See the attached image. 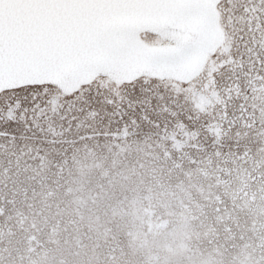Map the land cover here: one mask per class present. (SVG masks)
<instances>
[{"label":"flooded vegetation","instance_id":"1","mask_svg":"<svg viewBox=\"0 0 264 264\" xmlns=\"http://www.w3.org/2000/svg\"><path fill=\"white\" fill-rule=\"evenodd\" d=\"M214 8L222 42L194 77L168 79L175 107L167 114L54 136L8 127L15 138L0 136V235L11 228L12 203L25 200L8 171L50 150L59 196L103 202L94 213L102 227L92 230L112 236L87 249L86 264H264V57L250 61L247 33H231L224 4Z\"/></svg>","mask_w":264,"mask_h":264},{"label":"snow or ice","instance_id":"2","mask_svg":"<svg viewBox=\"0 0 264 264\" xmlns=\"http://www.w3.org/2000/svg\"><path fill=\"white\" fill-rule=\"evenodd\" d=\"M212 3L224 4L226 29L247 33L244 55L264 57V0H0V136L15 138L9 126L54 136L167 114L164 70L195 48Z\"/></svg>","mask_w":264,"mask_h":264},{"label":"water","instance_id":"3","mask_svg":"<svg viewBox=\"0 0 264 264\" xmlns=\"http://www.w3.org/2000/svg\"><path fill=\"white\" fill-rule=\"evenodd\" d=\"M214 4L204 6L202 21L194 29L195 48L175 58L164 70L169 79L184 83L194 77L205 56L211 55L221 44L222 34L217 27ZM33 159L32 163L37 165L8 171L17 180L13 189L18 196L22 192L25 200L18 198L12 203L7 217L11 220V228L0 235V264H64L65 259L68 264H86L87 249L96 250L104 237L110 239L112 236L92 230L102 227L101 218L94 213L100 212L103 202L63 199L58 195L59 187L54 184L52 168L46 165L52 163L53 152L49 150ZM22 177L26 178V184H21ZM23 206L27 212L24 231L20 227Z\"/></svg>","mask_w":264,"mask_h":264},{"label":"trees","instance_id":"4","mask_svg":"<svg viewBox=\"0 0 264 264\" xmlns=\"http://www.w3.org/2000/svg\"><path fill=\"white\" fill-rule=\"evenodd\" d=\"M50 241L48 240V242H46V244H48ZM30 245V242H29ZM47 249V248H46ZM51 253V252H50ZM33 257H35V255L31 254ZM53 264H55V262H53ZM64 264H68V259H65Z\"/></svg>","mask_w":264,"mask_h":264}]
</instances>
